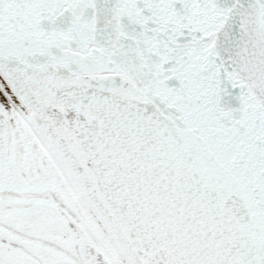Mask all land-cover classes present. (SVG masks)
<instances>
[{
  "label": "snow or ice",
  "instance_id": "obj_1",
  "mask_svg": "<svg viewBox=\"0 0 264 264\" xmlns=\"http://www.w3.org/2000/svg\"><path fill=\"white\" fill-rule=\"evenodd\" d=\"M0 264H264V0H0Z\"/></svg>",
  "mask_w": 264,
  "mask_h": 264
}]
</instances>
